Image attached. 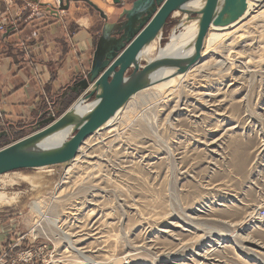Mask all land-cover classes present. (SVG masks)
<instances>
[{"label": "rangeland", "instance_id": "374dc122", "mask_svg": "<svg viewBox=\"0 0 264 264\" xmlns=\"http://www.w3.org/2000/svg\"><path fill=\"white\" fill-rule=\"evenodd\" d=\"M91 1L118 20L122 6ZM246 2L243 23L187 73L131 97L70 170L0 176V264H264V0ZM88 8L94 51L103 21ZM181 18H168L149 56L186 31ZM54 105L41 113L57 117Z\"/></svg>", "mask_w": 264, "mask_h": 264}, {"label": "water", "instance_id": "95a60500", "mask_svg": "<svg viewBox=\"0 0 264 264\" xmlns=\"http://www.w3.org/2000/svg\"><path fill=\"white\" fill-rule=\"evenodd\" d=\"M34 1L53 15L67 10L70 1H82L98 12L103 23L89 71L62 95L64 98L73 92L75 101L62 112L55 109L57 117L50 109L40 113L30 125V133L0 147V176L19 169L71 163L82 143L100 131L134 94L183 75L198 63L211 25L227 26L246 9V0H134L128 8L123 0H113L122 9L117 21H109L108 15L91 0H57L56 7ZM176 14H182L177 28L196 21L192 50L167 62L159 61V54L147 57L148 47L160 39L167 19ZM170 41L171 37L162 48ZM129 70L132 71L128 73ZM7 134L2 131L0 138Z\"/></svg>", "mask_w": 264, "mask_h": 264}, {"label": "crops", "instance_id": "0c3cea01", "mask_svg": "<svg viewBox=\"0 0 264 264\" xmlns=\"http://www.w3.org/2000/svg\"><path fill=\"white\" fill-rule=\"evenodd\" d=\"M123 1L129 7L134 0ZM39 2L57 6V0ZM85 4L70 1L53 15L34 0H0V133H9L0 144L36 119L49 99L61 108L65 89L88 71L98 33Z\"/></svg>", "mask_w": 264, "mask_h": 264}, {"label": "bare ground", "instance_id": "6f19581e", "mask_svg": "<svg viewBox=\"0 0 264 264\" xmlns=\"http://www.w3.org/2000/svg\"><path fill=\"white\" fill-rule=\"evenodd\" d=\"M98 6V5H97ZM99 7V6H98ZM246 13H247V2H246V9H245V12L244 14L239 18L237 19L236 21L232 22L231 24L227 25V26H224V27H217V26H210L208 31H207V34L205 36V39H204V43H203V48H202V51H201V58L203 57L204 55V52L206 50H211L214 48V46L220 42L224 37H226L228 35V33L230 32L229 29L226 30L228 27H232V28H236L238 26V23L241 22L243 23L242 21L244 20L245 16H246ZM196 21H190L186 24H182V27L181 29L183 28H187L186 31L182 34H179V36L177 35V33H175V31L172 33V36H171V41L164 47L162 48V46L157 50V52L153 55V56H149V51H150V47L152 46V44L148 47L147 51H146V56L147 57H154L156 54H159V61L161 62H167V61H171L173 59H176L186 53H188L189 51L192 50V48L190 47V44H191V41L193 39V37L195 36V33H196ZM236 30V29H235ZM232 35V34H231ZM184 45V48H181L182 46ZM219 45V44H218ZM199 63V62H198ZM198 63H196L194 66H196ZM192 66L190 68V70L194 67ZM189 70V71H190ZM187 73V72H186ZM170 80V79H168ZM167 81V80H166ZM157 85V84H156ZM155 86V85H153ZM152 87V86H151ZM150 88V87H149ZM140 92V91H139ZM137 92V93H139ZM136 93V94H137ZM134 94V95H136ZM133 95V96H134ZM132 96V97H133ZM119 111L120 110H116L115 113L109 117V119L105 122V124L103 125L102 128L106 127V126H110L112 123H116L115 120H118L117 119V116L119 114ZM101 128V129H102ZM22 133V132H21ZM98 133V132H97ZM90 137V136H89ZM87 140V139H86ZM86 141H84L82 143L85 144ZM82 145L77 149V152L76 154H81L80 152H82ZM78 156V155H77ZM77 156L75 155L74 159L72 160L70 166L68 167L67 170H70L75 164H77ZM84 156V155H82ZM80 159V158H78ZM35 211V210H34ZM37 211V210H36ZM40 213V212H39ZM252 218H256L255 215L251 216ZM250 217V219H251ZM258 219V217H257ZM263 219V218H262ZM261 220V219H259ZM251 221V220H250ZM263 222V220H262ZM248 225V224H247ZM242 227V226H241ZM224 238V237H222ZM221 238V239H222ZM73 242V241H72ZM69 243V242H68ZM217 243L219 244L220 243V239L217 241ZM71 249H73L71 247ZM78 251V250H77ZM83 258V257H82Z\"/></svg>", "mask_w": 264, "mask_h": 264}, {"label": "built area", "instance_id": "2783aa9c", "mask_svg": "<svg viewBox=\"0 0 264 264\" xmlns=\"http://www.w3.org/2000/svg\"><path fill=\"white\" fill-rule=\"evenodd\" d=\"M0 28H1V27H0ZM259 214H260L261 217H264V209L261 210Z\"/></svg>", "mask_w": 264, "mask_h": 264}, {"label": "flooded vegetation", "instance_id": "af4514ba", "mask_svg": "<svg viewBox=\"0 0 264 264\" xmlns=\"http://www.w3.org/2000/svg\"><path fill=\"white\" fill-rule=\"evenodd\" d=\"M167 21H168V19H167Z\"/></svg>", "mask_w": 264, "mask_h": 264}]
</instances>
